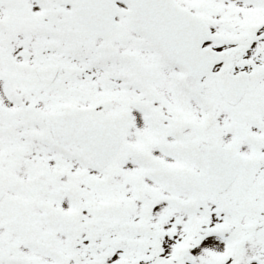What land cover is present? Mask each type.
Returning a JSON list of instances; mask_svg holds the SVG:
<instances>
[{
  "label": "snow or ice",
  "instance_id": "snow-or-ice-1",
  "mask_svg": "<svg viewBox=\"0 0 264 264\" xmlns=\"http://www.w3.org/2000/svg\"><path fill=\"white\" fill-rule=\"evenodd\" d=\"M0 264H264V0H0Z\"/></svg>",
  "mask_w": 264,
  "mask_h": 264
}]
</instances>
